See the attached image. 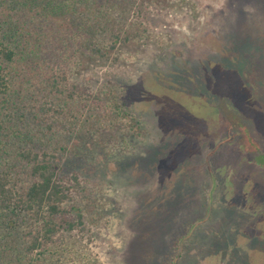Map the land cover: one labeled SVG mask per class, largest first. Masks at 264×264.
<instances>
[{
    "label": "rangeland",
    "instance_id": "obj_1",
    "mask_svg": "<svg viewBox=\"0 0 264 264\" xmlns=\"http://www.w3.org/2000/svg\"><path fill=\"white\" fill-rule=\"evenodd\" d=\"M113 16L132 39L73 80L113 90L123 113L76 133L60 124V175L78 177L84 215L60 264H264V169L209 101L231 92L264 107V0H119Z\"/></svg>",
    "mask_w": 264,
    "mask_h": 264
},
{
    "label": "trees",
    "instance_id": "obj_2",
    "mask_svg": "<svg viewBox=\"0 0 264 264\" xmlns=\"http://www.w3.org/2000/svg\"><path fill=\"white\" fill-rule=\"evenodd\" d=\"M117 2L0 0V264H60L71 254L64 232L82 224L84 215L74 196L78 177L66 182L60 175L70 149L59 127L83 131L110 109L122 116L124 102L113 90L97 95L73 80L86 59L108 58L132 39L114 19ZM227 94L209 99L221 109L215 120L227 132L250 135L256 153L245 163L264 169L258 161L264 107L255 96L234 101Z\"/></svg>",
    "mask_w": 264,
    "mask_h": 264
}]
</instances>
